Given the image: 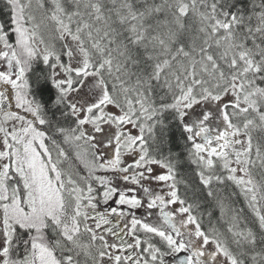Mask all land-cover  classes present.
Segmentation results:
<instances>
[{
	"label": "snow or ice",
	"instance_id": "obj_1",
	"mask_svg": "<svg viewBox=\"0 0 264 264\" xmlns=\"http://www.w3.org/2000/svg\"><path fill=\"white\" fill-rule=\"evenodd\" d=\"M0 264H264V0H0Z\"/></svg>",
	"mask_w": 264,
	"mask_h": 264
}]
</instances>
